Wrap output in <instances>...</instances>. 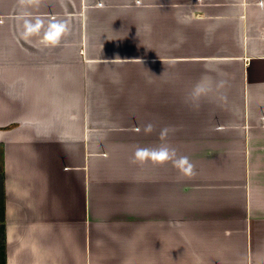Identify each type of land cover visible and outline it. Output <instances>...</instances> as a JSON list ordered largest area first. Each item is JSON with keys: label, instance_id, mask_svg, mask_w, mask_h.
Wrapping results in <instances>:
<instances>
[{"label": "crops", "instance_id": "obj_1", "mask_svg": "<svg viewBox=\"0 0 264 264\" xmlns=\"http://www.w3.org/2000/svg\"><path fill=\"white\" fill-rule=\"evenodd\" d=\"M4 264H264V0H0Z\"/></svg>", "mask_w": 264, "mask_h": 264}, {"label": "trees", "instance_id": "obj_2", "mask_svg": "<svg viewBox=\"0 0 264 264\" xmlns=\"http://www.w3.org/2000/svg\"><path fill=\"white\" fill-rule=\"evenodd\" d=\"M3 221L2 189L0 190V222ZM3 225L0 223V264H4Z\"/></svg>", "mask_w": 264, "mask_h": 264}]
</instances>
